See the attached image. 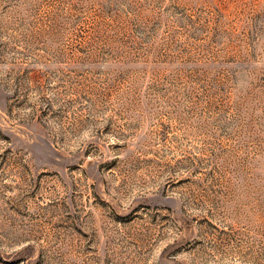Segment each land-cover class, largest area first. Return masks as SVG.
Listing matches in <instances>:
<instances>
[{"label":"rangeland","instance_id":"374dc122","mask_svg":"<svg viewBox=\"0 0 264 264\" xmlns=\"http://www.w3.org/2000/svg\"><path fill=\"white\" fill-rule=\"evenodd\" d=\"M0 264H264V0H0Z\"/></svg>","mask_w":264,"mask_h":264}]
</instances>
